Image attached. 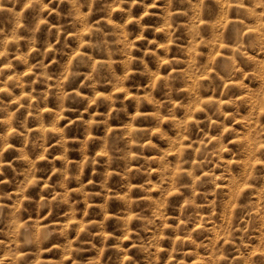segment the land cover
Wrapping results in <instances>:
<instances>
[{
    "label": "rangeland",
    "instance_id": "obj_1",
    "mask_svg": "<svg viewBox=\"0 0 264 264\" xmlns=\"http://www.w3.org/2000/svg\"><path fill=\"white\" fill-rule=\"evenodd\" d=\"M0 264H264V0H0Z\"/></svg>",
    "mask_w": 264,
    "mask_h": 264
}]
</instances>
